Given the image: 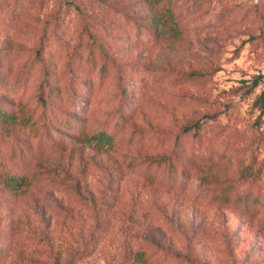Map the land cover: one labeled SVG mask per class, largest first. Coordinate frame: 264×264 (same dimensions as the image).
Wrapping results in <instances>:
<instances>
[{"label": "rangeland", "instance_id": "obj_1", "mask_svg": "<svg viewBox=\"0 0 264 264\" xmlns=\"http://www.w3.org/2000/svg\"><path fill=\"white\" fill-rule=\"evenodd\" d=\"M171 4L0 0V109L112 134L0 124V264H264V0Z\"/></svg>", "mask_w": 264, "mask_h": 264}, {"label": "trees", "instance_id": "obj_2", "mask_svg": "<svg viewBox=\"0 0 264 264\" xmlns=\"http://www.w3.org/2000/svg\"><path fill=\"white\" fill-rule=\"evenodd\" d=\"M152 7L153 16L150 20L151 28L155 31L157 37L166 35L179 36L181 34V27L179 25V19L171 4V0H149ZM262 76H258L253 84L257 85L258 80ZM46 88L41 86L38 91L40 95L38 97V104H32L30 101L23 103L19 110H7L0 109V124L2 126L9 125L10 123H19L23 126L30 128L33 132L38 134L39 132L49 133L56 137L67 135L73 136L78 142H86L92 139H96L99 142L112 138V134L103 127H92V130L77 128V124L73 121L72 116L69 115H47L45 112L37 111L39 104L46 105L48 99L52 96V93H46ZM69 116V117H68ZM5 123V124H4ZM194 127H198V123L188 125L186 130H190ZM64 139V138H62ZM4 166L0 163V181L11 190H15L22 186L26 177H17L15 175L6 177ZM170 174H165L159 177L158 182L163 183L170 180ZM146 178L153 181L157 179L156 174L147 173ZM29 184V182H27ZM215 200L221 203H229L232 197L224 192L220 191L215 195ZM251 199L250 195H245L239 199V203H243L249 210L251 207L248 205V201ZM255 200V199H254ZM257 201V200H256Z\"/></svg>", "mask_w": 264, "mask_h": 264}]
</instances>
